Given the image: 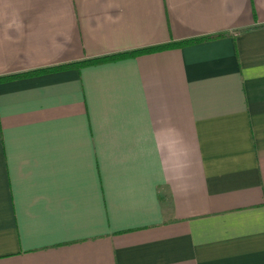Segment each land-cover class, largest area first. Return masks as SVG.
<instances>
[{
  "label": "crops",
  "instance_id": "0c3cea01",
  "mask_svg": "<svg viewBox=\"0 0 264 264\" xmlns=\"http://www.w3.org/2000/svg\"><path fill=\"white\" fill-rule=\"evenodd\" d=\"M62 66L0 81V264H264V0H0Z\"/></svg>",
  "mask_w": 264,
  "mask_h": 264
},
{
  "label": "trees",
  "instance_id": "16d2710c",
  "mask_svg": "<svg viewBox=\"0 0 264 264\" xmlns=\"http://www.w3.org/2000/svg\"><path fill=\"white\" fill-rule=\"evenodd\" d=\"M187 42L188 41H181V42H176V43H173V44L170 43V44H166V45H163V46H156V47H152V48H146V49H143V50L151 51V50L159 49V48L164 47V46H173V45H180L181 46V45H184ZM127 54H130V53H123V54H119V55H113V56L104 57V58H101V59H91V60L85 61L83 64H95V63H101V62H104V61L115 60V59H118L120 57H125ZM64 67H66V66L56 67V68H49V69L35 70V71L30 72V73H25V74H21V75H15V76L7 77V78H0V81L4 80V79H11V78H18V77H22V76L35 75V74H39L41 72L51 71L53 69L54 70L61 69V68H64Z\"/></svg>",
  "mask_w": 264,
  "mask_h": 264
}]
</instances>
